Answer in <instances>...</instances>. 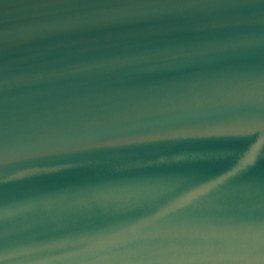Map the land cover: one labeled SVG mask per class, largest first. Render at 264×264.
<instances>
[{
  "label": "water",
  "instance_id": "95a60500",
  "mask_svg": "<svg viewBox=\"0 0 264 264\" xmlns=\"http://www.w3.org/2000/svg\"><path fill=\"white\" fill-rule=\"evenodd\" d=\"M0 264H264V0H0Z\"/></svg>",
  "mask_w": 264,
  "mask_h": 264
}]
</instances>
